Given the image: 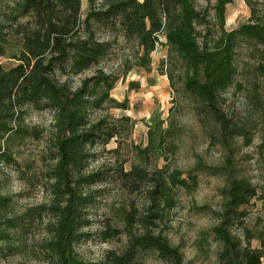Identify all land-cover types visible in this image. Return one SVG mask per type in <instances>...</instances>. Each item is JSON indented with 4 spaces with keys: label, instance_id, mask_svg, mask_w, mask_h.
I'll list each match as a JSON object with an SVG mask.
<instances>
[{
    "label": "rangeland",
    "instance_id": "obj_1",
    "mask_svg": "<svg viewBox=\"0 0 264 264\" xmlns=\"http://www.w3.org/2000/svg\"><path fill=\"white\" fill-rule=\"evenodd\" d=\"M261 1L232 0L224 28L230 31L247 22L252 5L258 7ZM215 2L194 0L202 15L195 24L201 49H210L219 36ZM81 11L83 18L88 0H81ZM94 29L98 39L109 42L108 53L90 69L62 79L77 87L101 69L115 80L109 97L124 102L125 107L106 100L99 109L90 111V118L103 120L113 135L90 149L86 170L99 172L101 180L90 187L95 200L87 208L90 224L84 230L88 237L75 246L79 257L98 262L108 251H121L126 245L123 233L104 241L101 232L108 227L121 228L124 212L132 207L145 214L153 177L159 172L166 177L173 171L186 178L189 186L170 189L171 204L160 203L162 218L154 231L179 245L188 264L217 262L218 245L208 231L218 223L220 189L230 177L245 178L256 188V196L243 207L241 224L234 225L231 233L242 238L243 228L247 229L253 235L251 246L264 251V75L255 69L261 47L241 40L234 48L233 81L221 92L217 104L225 119L222 128L205 105L184 88L187 69L163 35L143 67L136 40L124 38L118 26ZM21 46L18 36H8L0 55L2 67L16 64ZM22 111L29 135L0 141L9 155L0 156V196L8 199L5 214L22 219L20 226L9 231L14 250L1 254L0 264H51L42 247L49 237L47 223L53 218L41 207L50 202V173L57 161L54 112L31 105ZM133 167L148 180L130 191L123 174ZM194 175L196 184L189 179ZM134 264L161 263L153 252H141Z\"/></svg>",
    "mask_w": 264,
    "mask_h": 264
},
{
    "label": "trees",
    "instance_id": "obj_2",
    "mask_svg": "<svg viewBox=\"0 0 264 264\" xmlns=\"http://www.w3.org/2000/svg\"><path fill=\"white\" fill-rule=\"evenodd\" d=\"M232 0H216L213 9L219 23V36L210 49L199 48L196 21L202 18L194 0H88V11L82 18L81 0H0V55L8 36L22 41L16 64L4 68L0 64V141L23 138L29 130L22 122L26 105L51 108L54 112L57 161L53 166L49 188L51 199L41 211L53 218L47 223L49 237L42 253L51 264H134L141 252H153L161 264H188L181 247L171 244L155 232L161 220L160 203L170 205L171 188H188L186 178L178 171L164 177H153L149 191L150 206L145 214L134 207L124 212L121 228L108 227L101 239L126 236V245L119 251H108L98 262L85 261L75 246L88 237L84 230L90 224L87 208L94 202L90 187L101 180L97 171H87L90 149L96 142L105 143L113 135L103 120H92L91 109H99L109 100L114 79L102 71L82 79L71 87L64 75H78L97 65L109 50V42L98 39L94 27L115 28L124 38L134 39L141 51L139 64L146 67L149 55L163 35L166 44L183 61L187 74L184 88L205 105L219 125L225 119L218 111V98L233 81L234 48L238 41L261 47L256 71L264 75V0L252 5L247 22L237 29L224 28L227 5ZM0 156L8 158L0 143ZM189 179L196 184V176ZM148 180L146 174L133 167L123 174L130 191ZM193 183V184H194ZM222 197L218 223L209 229L218 245L216 264H261L264 251L250 244L253 235L243 228L242 238L231 233L245 216L243 207L256 196L255 186L245 178L230 177L220 189ZM8 199L0 196V255L13 252L9 231L21 224V217L5 214Z\"/></svg>",
    "mask_w": 264,
    "mask_h": 264
},
{
    "label": "crops",
    "instance_id": "obj_3",
    "mask_svg": "<svg viewBox=\"0 0 264 264\" xmlns=\"http://www.w3.org/2000/svg\"><path fill=\"white\" fill-rule=\"evenodd\" d=\"M228 6V5H227ZM226 10H227V8H226Z\"/></svg>",
    "mask_w": 264,
    "mask_h": 264
}]
</instances>
